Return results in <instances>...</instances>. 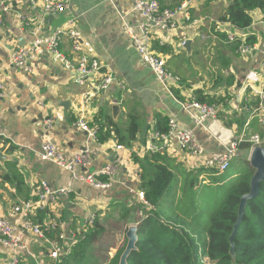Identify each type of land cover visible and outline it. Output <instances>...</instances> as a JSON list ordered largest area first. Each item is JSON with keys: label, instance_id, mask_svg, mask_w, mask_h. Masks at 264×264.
Returning <instances> with one entry per match:
<instances>
[{"label": "crops", "instance_id": "1", "mask_svg": "<svg viewBox=\"0 0 264 264\" xmlns=\"http://www.w3.org/2000/svg\"><path fill=\"white\" fill-rule=\"evenodd\" d=\"M135 1L68 0L63 13L46 15L39 0H0V8L2 4L9 8L0 16V86L3 90L0 149L8 156L3 166L0 165V218L12 227H18L22 221L15 208L25 201H34V190L44 182L53 191H69L68 195L60 196L46 207L47 218H55L60 224L65 237L61 245H77L78 238L93 220L102 232L91 245H106L101 241L104 234L109 237L115 231L125 236L127 229L138 226L144 217L146 207L138 196L139 166L133 158L149 154L152 145L158 146L153 137L159 121H164L168 128L170 121L175 124L163 152L175 171L205 169L203 162L213 154H223L225 146L236 139L244 127L248 128L245 135L264 132L255 119L244 113L247 108L244 101L257 100L258 94L264 93V70L261 68L264 14L253 12L252 25L240 32L220 22L233 0H158L161 9L173 10L186 4L175 16V28L167 31L135 11ZM69 22L92 48L91 53L82 56L89 55V61L98 66V72L84 85L76 82L79 73L65 69L45 50L35 55L30 73L11 66L9 56L13 50L51 37L60 28L67 30ZM142 26L149 27V49L179 78L178 82H169L168 89L158 83L143 63L127 34V29L137 33ZM222 32L226 39L228 34L242 41L252 37L254 48L246 54L240 53L239 48L233 52L227 46L230 43L216 34ZM187 40L191 41L190 53L182 48ZM58 51L73 65L79 63L81 53L73 51L67 35L60 37ZM183 61H186L185 66ZM108 74L114 80L105 91L94 95L93 88ZM230 81L232 84L228 86ZM198 90L211 100L219 101L216 116L205 120L201 126L192 119L198 117L200 111L182 108L183 104L195 99L194 92ZM89 95L93 97L84 106V122L88 128L114 127L123 132L128 118L134 117L138 125L135 141L117 149L114 137L99 142L78 128L76 108ZM63 102H68L69 108L59 106ZM113 105L119 107V114L114 118ZM47 111H51L50 120L41 124L39 119ZM180 129L192 131L205 151L194 166L174 137ZM47 139L66 158L77 152L88 153L91 164L77 167L75 173L79 178L72 179L70 173L39 159L40 146ZM113 155L115 158L110 162ZM243 156L248 153L241 152L231 164ZM110 164L115 165L116 171L111 176H99L109 184L106 189H94L81 180ZM184 179L185 176L178 178V186ZM36 215L37 212L33 219ZM23 242L30 256H25L21 264H29L30 260L36 264L50 262L51 244L37 241L30 234L23 235ZM8 256L9 253L0 247V264H6Z\"/></svg>", "mask_w": 264, "mask_h": 264}, {"label": "trees", "instance_id": "2", "mask_svg": "<svg viewBox=\"0 0 264 264\" xmlns=\"http://www.w3.org/2000/svg\"><path fill=\"white\" fill-rule=\"evenodd\" d=\"M255 11L264 14V0H233L228 6L221 23L227 24L234 31L244 32L252 25L251 14ZM221 40L227 44L232 51H236L242 44L251 46L255 43L252 37L242 41L238 36L227 38L225 33H216ZM232 82L228 83L230 86ZM194 98L190 102H196L213 107L217 110L219 101L204 96L201 90L194 92ZM244 105H258V98L254 101H244ZM112 128L113 131H110ZM169 128L164 121L157 124L156 133L166 134ZM138 125L134 117H129L127 126L120 132L119 129L108 127L95 129V136L99 142L107 141L114 137L117 146H129L135 141ZM263 138L262 134H259ZM264 146V145H263ZM241 152H250V145L241 143L238 146ZM248 156L236 159L230 164V168L220 174L228 177L237 175L233 182L224 190L221 199L212 207L203 205L208 195L212 200L216 193L213 190L223 189L220 187L206 188L207 198H202L197 211L203 212L202 219L195 225H187L186 207L194 208L200 200L196 198L194 185L200 175L210 174L212 183H219L220 178L216 170L199 169L198 171L185 172L175 171L169 159L164 153H149L142 157H134L133 161L139 166L140 190L144 207V217L137 226V242L135 250L127 257L125 264H264V181L260 183L258 196L247 202L241 224L233 239V251L231 252L229 237L232 227L236 222L240 198L249 192V182L254 173L249 166ZM234 172L236 174H234ZM185 176L188 194L182 199L177 197V190L182 192L186 189L185 184L178 186V178ZM193 180H191L192 178ZM229 180V179H228ZM16 182L20 181L16 178ZM204 188V187H203ZM208 200V201H209ZM208 216L205 217V214ZM199 215V214H197ZM49 215L46 211H37L33 219L34 224L45 226L44 222ZM35 219L37 221H35ZM101 230L96 220L83 232L77 245H71L60 254L57 261L52 264H70L72 261L83 262L88 258V249L92 248L94 240L101 235ZM44 238L49 243H58L59 235L62 233L60 226L45 231ZM124 249L117 251L109 261L104 264H119V259ZM88 253V254H87ZM208 261V263L205 262ZM29 264H36L32 260Z\"/></svg>", "mask_w": 264, "mask_h": 264}, {"label": "built area", "instance_id": "3", "mask_svg": "<svg viewBox=\"0 0 264 264\" xmlns=\"http://www.w3.org/2000/svg\"><path fill=\"white\" fill-rule=\"evenodd\" d=\"M30 1L37 2V0ZM39 1L42 4L43 12L46 15H49L63 13L66 10L68 0ZM185 7L186 4H183L173 10L161 9L158 0H136L134 10L141 13L153 25L160 26L168 31L175 28V16L178 11L185 9ZM8 10L9 8L2 4L0 8V16L7 13ZM69 24L70 25L67 30L60 28L51 37L37 39L30 46L13 50L9 56L11 66L25 73H30L32 70L31 62L35 55L41 54L45 50L52 55L55 62L61 64L65 69L79 73L80 78L77 79L76 82L80 86L84 85L89 77L98 72V66L96 63L89 61V55L82 56V54L87 52L91 53L92 48L88 42L83 41L80 35L71 28L72 23L69 22ZM126 31L132 41L135 51L140 56L143 63L153 73L160 85H162L165 89H168L169 82L179 81V78L176 75L167 70L164 60L155 55L149 49V27L142 26L137 33L131 29H127ZM62 35H67L70 38L73 51L81 53L80 61L76 66L68 61L67 58L58 51V44ZM228 35L229 39L233 38L232 34ZM252 47L254 48V45L246 46L242 44L239 51L242 54H246L251 52ZM261 68L264 70V61L261 63ZM113 80V77L108 74L101 84L93 88L92 93L97 95L99 92L105 91ZM119 85L123 88L121 83ZM2 93L3 90L0 86V98ZM258 95V105L245 108L244 113H247L250 116V119H255L264 130V93H259ZM91 97H93V95H89L84 98L76 108V112H79V118L77 119L75 125L85 131L90 137L96 139L95 130L88 128L84 122V106L88 104ZM182 108L186 111L191 109L200 111V115L198 117H192L194 123L199 126H201L205 120L214 118L217 114V110L215 108L193 101L183 104ZM247 125L248 124L245 126ZM174 128L175 124L170 121L168 133H155L153 141L157 142L158 146L156 147V145H152L149 149L150 153L164 152L167 146L168 137L172 135ZM245 128L246 127H244V131L238 135L236 139L225 146L223 154L211 155L203 162V167L205 169L216 170L219 174H222L229 169L231 161L234 158L239 157L238 146L241 143L249 144L250 151L254 147H264V132L262 133L263 138H261L259 134L245 135ZM174 137L180 150L185 155L186 159L192 163V166L196 165L203 158L205 151L195 140L192 131L180 129L175 132ZM117 149H121V146H117ZM38 156L41 161L53 163L58 168L70 173L72 179L79 178L75 173V169L77 167H88L92 162L91 156L86 152L74 153L70 158L64 157V155L57 150L55 144L49 139L42 142ZM114 171H116L115 165L110 164L97 174L82 177L81 180L94 189H106L109 187V184L102 181L99 176H111ZM68 193L69 191L64 189L53 191L46 183L41 182L34 190V201H25L20 207L15 208V211L19 213L22 219L18 227H12L6 220L0 218V247L9 253L8 258H6V264H21L25 256H30V253L23 242V235L25 234H30L35 238V240L37 238L40 241L49 243L45 240L43 232L53 230L58 225L60 226V224L55 218H47L44 222L45 226L34 224V213L41 210L46 211V207L48 205L54 204L60 196H66ZM138 196L139 199L143 201L142 193H138ZM62 234L63 233H60L59 235L60 243L65 240V237ZM49 244H51V248L49 250L48 257L50 260L56 261L61 254V249L63 248L61 247V244L58 243Z\"/></svg>", "mask_w": 264, "mask_h": 264}, {"label": "rangeland", "instance_id": "4", "mask_svg": "<svg viewBox=\"0 0 264 264\" xmlns=\"http://www.w3.org/2000/svg\"><path fill=\"white\" fill-rule=\"evenodd\" d=\"M194 57L195 56H193V58ZM186 61H183V66H185ZM247 130H248V128H245L246 133H247ZM250 135H252V134H250ZM234 174H236V173L234 172ZM215 175H216L215 177H218V178L222 177L220 179V182L219 183H215V184H213L212 180L210 179V177L211 176L214 177V175L205 174V175L198 176L197 183H195L193 189H194V192L196 193V198L198 200H200V201H198L196 203L194 208H187L188 206L186 207V215L187 216H186V218H184V221H185V223L187 225H189V226L195 225L197 221L202 219L201 217H202L203 212L201 210V212L199 213L197 211V207L200 206L203 197L207 198V189L208 188H213V187H217V186L220 187L221 184L225 185L223 187V189L218 188L215 191L213 190V193L215 192L216 195L213 196L212 200H209V198L211 196L208 195L207 200L204 201L203 205H205L207 207H211V206L213 207L214 204H216L221 199L223 190L230 183H232L234 178L237 176V175H233V177H231L229 179V177L227 175H223V176H221L220 174H215ZM193 179H195L194 176H193V178L191 180H193ZM183 184H185V186H186L185 182ZM187 187L188 186L185 187L186 189L184 190V192L179 190L178 194H177L178 195L177 197H181L182 196V199L187 197V194H188ZM197 214H199V215H197ZM208 215H209V213L207 215L205 214V217L208 216ZM108 219H110V221H116L115 218H108ZM137 220H138V218H137ZM115 230H117V229H115ZM79 239H80V237L78 238V240ZM101 241H103V242H105L107 244L106 245H93L90 250L88 249L89 255H88V258L86 260H84L83 262L72 261L70 264H104V263H107L109 261V258L112 257L114 253L124 249L125 246H126L125 236L122 235V234L120 235V233L115 232V231L109 237H108V235L104 234V236L101 238ZM70 246L71 245H69V246L68 245H61V247L63 249H61L60 253H62V251H64L66 248H69ZM48 261H50V262H46V264H51L53 262L51 260H48ZM205 262L208 263L207 260H205Z\"/></svg>", "mask_w": 264, "mask_h": 264}, {"label": "water", "instance_id": "5", "mask_svg": "<svg viewBox=\"0 0 264 264\" xmlns=\"http://www.w3.org/2000/svg\"><path fill=\"white\" fill-rule=\"evenodd\" d=\"M182 48L187 52L190 53L191 50V41L187 40L183 43ZM1 101V98H0ZM59 106H62L63 109L69 108V103L68 102H63L59 103ZM112 110V115L113 118L119 114V107L117 105H113L111 107ZM51 117V111H47L46 115L44 117H41L40 123H44L45 121H49ZM46 129V128H44ZM115 158V155L109 160L110 162H113ZM8 160L7 154L3 153L0 149V165L3 166L5 161ZM248 163L249 166L253 169L254 173L250 179L249 182V192L248 194L242 196L239 201V206H238V213H237V219L235 224L232 227V233L229 237V244L231 248V252L233 251V239L236 236L237 230L241 224L245 206L248 201L254 200L260 190V183L264 181V147H254L248 156ZM140 193H142L141 190H139ZM137 226H131L127 229V232L125 234L127 243L126 246L120 256L119 259V264H125L127 257L129 254L134 251L136 248V242H137ZM37 241H40L39 239L36 238Z\"/></svg>", "mask_w": 264, "mask_h": 264}]
</instances>
